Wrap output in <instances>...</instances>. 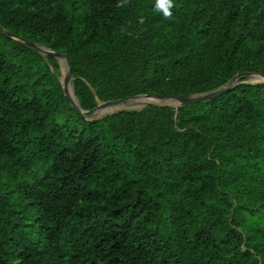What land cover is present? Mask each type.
Masks as SVG:
<instances>
[{
  "label": "trees",
  "instance_id": "trees-1",
  "mask_svg": "<svg viewBox=\"0 0 264 264\" xmlns=\"http://www.w3.org/2000/svg\"><path fill=\"white\" fill-rule=\"evenodd\" d=\"M0 0V264H264V0Z\"/></svg>",
  "mask_w": 264,
  "mask_h": 264
},
{
  "label": "water",
  "instance_id": "water-1",
  "mask_svg": "<svg viewBox=\"0 0 264 264\" xmlns=\"http://www.w3.org/2000/svg\"><path fill=\"white\" fill-rule=\"evenodd\" d=\"M0 32H2L4 35H6L8 37H11V35L7 31H5L1 25H0ZM22 41L25 44H27L30 48H32L33 50H36L39 53L50 55V56L54 57L55 59H64L65 60V63L67 66V72H66V75L63 78V80L59 81V82L61 84L62 91H63L65 98L68 100L72 109L80 116L81 119L88 120V117L92 116L95 112H97V110H100V109L106 108V107L118 106V105L125 103L126 101H129V100H132V99L139 97V96H135V97H129V98H120V99H115V100H108V101H104V102L97 104L95 107H93L89 110H83L79 107L78 103L75 104L72 101L71 96L69 95L68 90H67V85L69 84V80L71 79V74H70V70H69V57H68V55L65 53L53 52L51 50L45 49V48H43V47H41V46H39L33 42L27 41V40L22 39ZM245 77H257V75H255L254 73H251V72H240V73H237L235 76H233L229 80V82H227L225 85H223L217 89H214V90H211V91L205 92V93L194 94V95L187 96V97H176V96H168V95H163V94H149V95H145V96L157 97L158 99H160L162 101H169V100L175 101V102H177L178 106L179 105H191V104H194L197 102H203L206 100H210L212 98H215L217 96H220V95L226 93L230 88H232L238 82V80L240 78H245ZM262 78H264V76H262ZM149 105H157V104L146 103L143 105V107H146ZM119 111H122V110H119Z\"/></svg>",
  "mask_w": 264,
  "mask_h": 264
},
{
  "label": "rangeland",
  "instance_id": "rangeland-1",
  "mask_svg": "<svg viewBox=\"0 0 264 264\" xmlns=\"http://www.w3.org/2000/svg\"><path fill=\"white\" fill-rule=\"evenodd\" d=\"M56 60H57V67L52 68V71L55 74V76L57 77V79L59 81H62L66 75L67 66H66L64 59H56ZM243 81L250 82V83H257V82H263L264 78H262V76L257 75V77H245V78H243ZM68 85H69V90L71 91L72 95L75 98V95L73 93L72 79L69 80ZM75 100H76V98H75ZM76 102H77V100H76ZM101 102H104V101H98L97 100V104H99ZM148 102L155 103L157 105L158 104L164 105V106H172V107L178 106L177 102H175V101H170V100L169 101H162V100L158 99L157 97L147 98V96H145V95H139L138 98L126 101L125 103H123L121 105L108 107L106 109L98 111V112L94 113L92 116L88 117V120L97 119V118H100L104 115H109V114L118 112L119 110L139 111L142 109L143 105L148 103Z\"/></svg>",
  "mask_w": 264,
  "mask_h": 264
},
{
  "label": "clouds",
  "instance_id": "clouds-1",
  "mask_svg": "<svg viewBox=\"0 0 264 264\" xmlns=\"http://www.w3.org/2000/svg\"><path fill=\"white\" fill-rule=\"evenodd\" d=\"M128 0H120L118 7H123L127 4ZM175 7L174 0H156L155 9L162 12L165 18H171L172 9Z\"/></svg>",
  "mask_w": 264,
  "mask_h": 264
},
{
  "label": "bare ground",
  "instance_id": "bare-ground-1",
  "mask_svg": "<svg viewBox=\"0 0 264 264\" xmlns=\"http://www.w3.org/2000/svg\"><path fill=\"white\" fill-rule=\"evenodd\" d=\"M67 90H68L69 95L71 96L72 101L76 104L77 102H76L74 96L72 95L71 91L69 90V85H67ZM147 98H153V97H147ZM148 103H151V102H148ZM139 105H140V104H139ZM106 108H108V107H106ZM106 108H102V109H100V110H97V112H98V111H101V110H103V109H106ZM108 112H109V111H108ZM95 113H96V112H95Z\"/></svg>",
  "mask_w": 264,
  "mask_h": 264
}]
</instances>
